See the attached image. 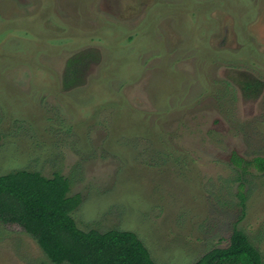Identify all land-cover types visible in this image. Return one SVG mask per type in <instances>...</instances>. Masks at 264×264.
<instances>
[{
	"label": "rangeland",
	"instance_id": "1",
	"mask_svg": "<svg viewBox=\"0 0 264 264\" xmlns=\"http://www.w3.org/2000/svg\"><path fill=\"white\" fill-rule=\"evenodd\" d=\"M68 179L82 230L188 264L264 259V0H0V175ZM0 264H53L0 223Z\"/></svg>",
	"mask_w": 264,
	"mask_h": 264
},
{
	"label": "trees",
	"instance_id": "2",
	"mask_svg": "<svg viewBox=\"0 0 264 264\" xmlns=\"http://www.w3.org/2000/svg\"><path fill=\"white\" fill-rule=\"evenodd\" d=\"M59 173L47 177L15 169L0 175V223L16 224L53 264H158L132 231L80 229L71 213L80 204ZM188 264H264L246 234L234 228L227 245L213 247Z\"/></svg>",
	"mask_w": 264,
	"mask_h": 264
}]
</instances>
